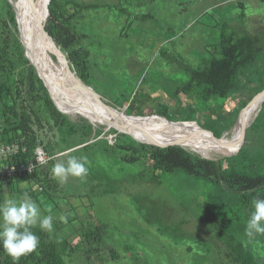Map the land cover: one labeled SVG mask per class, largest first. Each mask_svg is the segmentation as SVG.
<instances>
[{
	"label": "rangeland",
	"instance_id": "obj_1",
	"mask_svg": "<svg viewBox=\"0 0 264 264\" xmlns=\"http://www.w3.org/2000/svg\"><path fill=\"white\" fill-rule=\"evenodd\" d=\"M63 1L70 2L65 8L75 15L72 21L82 36L80 45L91 50L90 68L86 75L101 98L125 112L158 111L172 118L186 117L190 113L192 105L189 104L194 100L196 91L188 95H175L174 90L188 80L184 63L198 66L199 61L210 55L207 49L212 51L211 45L218 41V25L224 20L222 17L230 15L233 23L240 25L242 9L236 7L240 4L251 21L258 15L261 17L260 21L257 20L258 25L264 26V0ZM217 2H220L217 8H223L221 15L213 7ZM44 5L45 0H42V7ZM9 10L15 13V24L9 18ZM145 13L152 15L144 20L142 15ZM6 20L8 26L3 24ZM42 22H45L43 16ZM17 25L18 15L14 6L8 0H0V37L4 36V29H10L13 37L17 36L21 41ZM250 25L252 31L260 30L258 25L254 27L255 21ZM261 31H264V27ZM53 38L58 43L57 37ZM27 57L35 69L28 53ZM64 57L73 68L68 55ZM258 84L253 82L232 91L227 106L220 104L218 109L235 110L242 106L244 101L250 99L249 96L262 91L256 93ZM90 85L91 96L102 102ZM252 100H249L245 110L240 111V121L230 129V133L225 131L221 136L231 135L234 127L241 124ZM193 104L202 109L195 116L203 124L207 113L195 100ZM60 109L64 110L62 107ZM261 109L262 106L257 103L254 111L256 117ZM63 112L70 115L65 110ZM95 127H102V132L91 140L95 141L94 144L86 147L77 144L64 151L56 149L54 161L49 164L51 170L57 162L66 163L69 156H86L90 162L89 174L84 180L69 177L67 183L61 184L52 175L54 181L51 182L56 185L52 191L54 201L49 200L48 204L45 201V207H51L49 211L59 219L61 216H71L73 219L76 216L71 222L67 220L64 228L73 245L82 243L80 231L88 229L89 222L95 219L108 224L104 245L116 251L114 256L111 250L103 248L101 253L109 259L105 264H234L225 255L226 246L216 235L215 225L219 222L248 245L260 264H264V235L256 234L250 238L245 234L252 213L237 205L228 190L183 170L156 177L151 170L144 171L142 165L125 163L116 145L118 134L126 126L95 124ZM174 127H179L177 129L182 133L198 141L215 140L194 121L174 122ZM135 130L142 136L150 133L161 135L154 130ZM43 131L40 138L45 139V144L52 134V141L59 140L55 132ZM245 134L246 129L226 143L243 148ZM75 142L79 143L78 140ZM238 152L219 154L210 151L209 158L218 160ZM30 182L28 186L33 188L38 181ZM25 184L18 183V186L22 189ZM26 194L39 205L41 216H46L44 193L37 191V197ZM6 197L19 201L25 199V193L16 189L7 190L4 200ZM95 257L89 259L81 248L75 247L67 257V264H103L98 255Z\"/></svg>",
	"mask_w": 264,
	"mask_h": 264
},
{
	"label": "trees",
	"instance_id": "obj_2",
	"mask_svg": "<svg viewBox=\"0 0 264 264\" xmlns=\"http://www.w3.org/2000/svg\"><path fill=\"white\" fill-rule=\"evenodd\" d=\"M66 4L70 2L51 0L49 4L50 28L48 27L47 31L53 37H57L59 46L73 63L76 75L84 83L90 85L86 74L90 68L91 50L87 46L80 45L79 40L82 36L78 32L76 23L73 24L72 21L75 15L68 13V9L65 8ZM219 5L220 2H217L215 8ZM237 7L243 9L240 4ZM151 15L145 13L142 17L146 20ZM239 15L243 19L245 14L240 11ZM9 18L15 24V13L12 10H9ZM3 24L8 26V21H3ZM218 26L220 29L218 41L215 45H211L213 46L212 51L207 49L210 55L203 58L201 62L199 61L198 66L184 63L185 71L189 75L188 80L174 90L175 95H188L196 91L194 100L207 113L206 121L203 124L199 123L206 127L205 130L215 138H219L217 135L221 136L225 131L230 133V129L238 120L240 111L253 98V95L249 96L250 99L244 101L242 106L235 110L228 108L226 111L219 110L220 104L227 106L230 93L240 89L242 85L246 86L253 82L259 83L256 93L264 89V31L254 32L243 23L242 25L235 24L231 16L221 20ZM2 33L4 36L0 37V143L21 140L25 137L29 145L28 152L31 154L34 153L39 143H45V139L40 138V132L52 131L58 134L59 140L52 141V134L45 147L48 154L54 156L57 153L56 149L64 151L77 144H83V147H86L95 142L91 140L101 134L102 127L96 128L90 121L74 122L64 116L54 104L44 82L26 56L23 43L17 36L13 37L10 29H4ZM71 69L74 71L73 68ZM194 100L192 99L189 104L192 106L186 117L172 118L171 115L158 111L149 113L126 111V113L129 115H164V118L174 126V122L169 119L198 120L195 115L202 109L193 104ZM57 105L60 106L58 103ZM254 116L256 117V114ZM162 137L165 136L151 133L142 136L135 129L125 127L123 132L118 134L116 146L125 163L142 165L144 171L151 170L156 177L183 170L192 176L217 183L220 188L228 190L237 205L246 209L247 212L254 211L252 204L254 198L264 199V142L262 141L264 138V102L258 116L249 127L248 141L243 148L238 145L233 147L231 143H226L225 154L239 151L237 154L214 160L185 148L163 150L159 148L180 145L171 143L170 140ZM76 140L79 143H76ZM145 142L154 143L152 145L158 148L146 145ZM53 161L54 158L50 164ZM49 171L51 170L48 166L47 169L39 170L33 176H23L18 180L0 178V203L3 202L7 190L16 189L37 197L36 191L28 186L33 180L44 184L43 191H41L46 197L43 202L44 208L49 200H53L52 191L56 188V185L51 182L54 180L50 177ZM18 183L26 184L21 189ZM36 199L40 201V198ZM45 208H47L45 214L53 216L54 230L49 233L41 230L39 226L33 228L32 231L40 239V246L35 252L21 257L19 264H67V257L75 247L81 248L89 259L96 258L95 256L98 255L103 264L109 260L101 253L103 248H108L116 256L113 247L104 245L107 223L91 220L88 229L80 231L82 243L73 245L69 235L64 232L66 223L49 211L51 207ZM74 219L67 216L70 222ZM215 227L217 237L226 246L225 255L234 264H260L253 250L237 239L234 233H230L219 222ZM0 264H13L12 258L5 252L2 244H0Z\"/></svg>",
	"mask_w": 264,
	"mask_h": 264
},
{
	"label": "bare ground",
	"instance_id": "obj_3",
	"mask_svg": "<svg viewBox=\"0 0 264 264\" xmlns=\"http://www.w3.org/2000/svg\"><path fill=\"white\" fill-rule=\"evenodd\" d=\"M9 1L18 15L16 30L22 37L21 42L25 51L32 59L37 72L47 80L55 101L74 119L92 120L94 125L103 124L109 127L126 126L134 129L154 130L164 135L171 143L188 147L210 157V151L223 154L224 150L225 154L226 141L252 124L257 103L262 106L264 102V93L255 95L244 113L245 116L241 124L234 127L231 135H224L216 140L217 138L206 131L216 141L195 140L196 138L182 133L171 125L163 115H129L125 111L107 104L98 94L96 95L102 99V102L96 101L91 96L88 85L73 73L72 67L64 59L61 46L45 29L42 22V15L45 19L44 10L48 0H45L44 7H42V0ZM91 90L94 92V88ZM240 118L241 116L236 123L240 121ZM193 129L195 128L193 127Z\"/></svg>",
	"mask_w": 264,
	"mask_h": 264
},
{
	"label": "clouds",
	"instance_id": "obj_4",
	"mask_svg": "<svg viewBox=\"0 0 264 264\" xmlns=\"http://www.w3.org/2000/svg\"><path fill=\"white\" fill-rule=\"evenodd\" d=\"M88 158L86 156H69L67 162H57L51 168V173L59 183H67L69 177L84 180L89 174ZM254 211L247 221L245 234L254 237L256 234L264 235V199L252 200ZM67 223V217L61 216ZM39 226L41 230L51 233L53 229V216H41L39 205L31 198L16 200L5 198L0 203V244L12 258L13 264H19L21 257L35 252L40 246L39 237L32 231Z\"/></svg>",
	"mask_w": 264,
	"mask_h": 264
},
{
	"label": "built area",
	"instance_id": "obj_5",
	"mask_svg": "<svg viewBox=\"0 0 264 264\" xmlns=\"http://www.w3.org/2000/svg\"><path fill=\"white\" fill-rule=\"evenodd\" d=\"M28 146L25 137L21 140L0 143V178L18 180L48 168L55 155L48 154L45 143H39L31 154L28 152ZM49 172L52 177L51 171ZM43 188L42 182H36L33 187L36 192L43 191Z\"/></svg>",
	"mask_w": 264,
	"mask_h": 264
},
{
	"label": "water",
	"instance_id": "obj_6",
	"mask_svg": "<svg viewBox=\"0 0 264 264\" xmlns=\"http://www.w3.org/2000/svg\"><path fill=\"white\" fill-rule=\"evenodd\" d=\"M9 1V0H8ZM50 2H51V0H48L47 1V3H46V7H45V10H44V16H45V26H46V30H47V28H48V24H50V15H51V13H50V8H49V4H50ZM62 52H63V55L64 56H66L67 55V53L66 52H64L63 50H62ZM25 54H26V56H27V53L25 52ZM68 60H69V63L73 66V69H74V65H73V63L70 61V59L68 58ZM35 71H36V73L39 75V77L43 80V82H44V84H45V86L47 87V89H48V93L50 94V96H51V98H52V100H53V102H54V104L57 106V108L59 109V111L64 115V116H66L68 119H70V120H72V121H74V122H82V121H90L91 123H93V121L92 120H77V119H74V118H72V117H70V116H68V115H66L61 109H60V107L57 105V103L55 102V99H54V97H53V94L51 93L52 92V90H51V88H50V86L48 85V83H47V80L42 76V75H40L38 72H37V70L35 69ZM73 73H75V75H76V70L74 69V72ZM77 76V75H76ZM78 77V76H77ZM79 78V77H78ZM80 79V78H79ZM91 87V86H90ZM91 89H93V87H91ZM94 92H95V94H98L99 96H101V94H99V93H97L95 90H94ZM262 93H264V89L261 91ZM261 92H259V93H261ZM258 93V94H259ZM255 96V95H254ZM254 96H253V98H254ZM247 107V105L246 106H244L243 107V109H242V111L243 110H245V108ZM153 115V114H152ZM167 118V117H166ZM169 119V118H168ZM171 122H175V123H179V122H187V121H194V122H196L201 128H203V129H206V127H204V126H202L200 123H199V121L198 120H194V119H189V120H171V119H169ZM94 124V123H93ZM251 125V124H250ZM250 125H248L247 126V129H246V134H245V139H244V143H243V146L245 145V143H246V141H247V138H248V133H249V127H250ZM208 129V128H207ZM115 130V129H114ZM124 135V134H123ZM219 138H222V136H219V135H217ZM132 138V137H131ZM135 139V138H134ZM137 140V139H136ZM138 141V140H137ZM139 143H141V144H144V143H142V142H140V141H138ZM146 145H149V144H146ZM150 146H153V145H150ZM153 147H156V146H153ZM156 148H158V147H156ZM169 148H185V149H188V150H191V151H193L192 149H190V148H188V147H185V146H171V147H167V148H159V149H163V150H166V149H169ZM202 156L203 157H206L205 155H203L202 154ZM209 158V157H208Z\"/></svg>",
	"mask_w": 264,
	"mask_h": 264
},
{
	"label": "crops",
	"instance_id": "obj_7",
	"mask_svg": "<svg viewBox=\"0 0 264 264\" xmlns=\"http://www.w3.org/2000/svg\"><path fill=\"white\" fill-rule=\"evenodd\" d=\"M213 5V4H212ZM215 5H216V3L214 4V6L213 7H215ZM262 6H263V8H264V2L262 3ZM237 7V6H236ZM238 8V7H237ZM222 9L223 8H219L218 9V11H219V13L222 11ZM264 10V9H263ZM244 14H245V11H244V9H242L241 10ZM263 14H264V12H263ZM220 15H221V13H220ZM258 15H256V17H255V19L253 20L252 19V21H251V18L250 17H248V15L247 14H245V16H244V18L243 19H241L240 18V25H242V23H243V25H245L247 28H251L250 26V23H253L254 21H255V25H254V27H256V25H258V21L257 20H259L260 21V19L259 18H261V17H257ZM222 17V16H221ZM227 17H230V15H228V16H225V18L224 17H222L223 19H226ZM232 19V18H231ZM250 22V23H249ZM263 22V21H262ZM258 27H259V29L260 30H258V31H261L262 30V28L264 27H261V26H259L258 25ZM255 29V28H254ZM254 32H257V31H254Z\"/></svg>",
	"mask_w": 264,
	"mask_h": 264
}]
</instances>
